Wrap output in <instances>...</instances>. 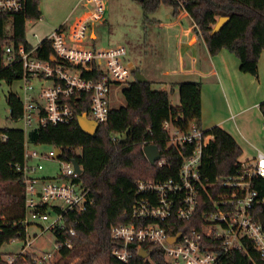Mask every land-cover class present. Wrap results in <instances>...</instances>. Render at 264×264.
Here are the masks:
<instances>
[{
	"label": "trees",
	"instance_id": "1",
	"mask_svg": "<svg viewBox=\"0 0 264 264\" xmlns=\"http://www.w3.org/2000/svg\"><path fill=\"white\" fill-rule=\"evenodd\" d=\"M133 1L139 4L144 16L154 14L162 5L169 7L174 16L184 11L211 56L226 50L238 59L240 73L257 77L258 60L264 51V0ZM39 3L40 0H25L21 11L0 13V50L2 46L10 44H23L27 49L31 48L25 40V24L40 19ZM220 17H228L229 21L213 34L212 29ZM36 52L39 58L46 59L51 53L49 41L44 40ZM136 71H132L133 81L124 84L126 86L122 89L125 106L111 108L108 120L98 125L93 136L84 134L76 121L68 125L31 129L26 136L20 128L0 129V250L14 238L19 239L17 243H23L25 234V185L23 174L16 169V166L23 164L25 137L32 146L44 145L60 150L59 158L62 161L77 162L82 174L75 182L88 190V197L92 201L85 211L64 215L67 222L72 224L76 237L72 238L73 246L70 249L56 252L54 256H58L57 261H50L52 256L44 260L46 254L37 256L34 252L6 256L0 252V264H8L6 257L12 259L10 264H168L163 251L157 247L147 249L148 258L138 257L136 250H133L127 263L118 261L112 252L119 249L121 244L111 238L110 231L114 226L128 223V214L133 205L145 197L136 195L137 182L177 180L182 159L190 151L168 148V133L163 130V124L168 122L170 127L181 132H186L192 124L200 128L201 86L194 82L178 84L179 106L173 107L169 92L154 90V83L148 80L136 82ZM20 75L21 68L16 65L8 70H0V81L11 85L19 80ZM88 77L102 80L95 72L89 73ZM5 100L11 120L18 121L22 114L18 96L8 93ZM83 102L75 110L76 114L88 112V99ZM258 107L264 120V101ZM127 130L130 131L127 142L120 144L119 139ZM206 133L211 134L213 140L203 150L201 175L210 183L235 175L242 154L239 145L220 127H213ZM1 136H5V139L2 140ZM149 145L158 148L164 160L162 166L147 163L143 148ZM253 187L258 192V199L264 198V179H254ZM216 189H209V193L216 196L223 191ZM206 199L202 197L204 203L197 211L196 220L168 222L170 234L198 229L202 213L210 210ZM51 210L57 211L55 207L49 209L47 205H42L37 212L50 213ZM258 211L264 213V205ZM74 221L75 224L72 223ZM250 256L254 264H262L256 253L250 252ZM226 262L253 264L240 253L230 254Z\"/></svg>",
	"mask_w": 264,
	"mask_h": 264
},
{
	"label": "built area",
	"instance_id": "2",
	"mask_svg": "<svg viewBox=\"0 0 264 264\" xmlns=\"http://www.w3.org/2000/svg\"><path fill=\"white\" fill-rule=\"evenodd\" d=\"M83 2L87 6L86 14L72 24L57 28L48 37L51 53L46 59L37 56L39 46L30 49L23 44L1 47L0 70L16 65L21 68L20 94L16 95L22 107L18 121L24 135L33 127L68 125L83 114L98 127L108 120L112 86L133 81L124 48L97 50L93 43L90 44L88 34L94 22L103 17L102 0ZM24 6L25 0H0V13H17ZM91 72L102 80L88 77ZM85 99H88V112L76 114L75 110ZM163 130L168 133V148L190 153L182 159L177 180L137 182L136 195L145 197L133 205L128 223L111 228V238L121 244L119 249L113 250V256L127 263L133 250L137 254L144 251L148 258L147 249L157 247L163 251L168 264H227L232 253L244 254L254 264L250 256V252H254L264 264V225L260 222L264 213L258 211L264 205V198L258 199L253 187L254 179H264V155L258 152L253 160L240 161L235 175L210 183L201 175L200 167L203 150L213 136L194 124L181 132L164 122ZM55 150L51 147L47 153H38L29 149L24 139L23 164L16 166L23 174L27 209L20 253L45 232L52 234L56 252L70 249L76 232L64 215L83 212L92 205L88 190L75 182L82 174L81 166V173L77 174L74 160H60V150L57 149V156ZM43 160L60 162L62 166L55 178L44 180L37 176L43 170L40 163ZM162 164L158 162L159 166ZM216 188L223 191L216 196L209 193V189L216 191ZM202 197L207 198L210 210L202 213L200 227L170 234L168 222L196 220L197 211L204 203ZM42 205L49 209L55 207L57 211L37 212ZM36 222L44 226L39 227V233L31 240L28 224ZM178 234L180 238L175 243H168L169 238ZM18 241L14 238L11 243ZM51 256L46 254L43 259ZM5 260L8 264L12 262L10 257Z\"/></svg>",
	"mask_w": 264,
	"mask_h": 264
},
{
	"label": "crops",
	"instance_id": "3",
	"mask_svg": "<svg viewBox=\"0 0 264 264\" xmlns=\"http://www.w3.org/2000/svg\"><path fill=\"white\" fill-rule=\"evenodd\" d=\"M86 10L83 0H40V19L26 22L34 24L40 37L37 40L34 34L36 46H29L38 47L54 30L72 24L84 16ZM169 17L167 22H163L145 16V35L148 38L145 43L148 41L149 48L156 51V66L159 67L157 77H153L145 69V79L153 82L157 90L167 91L170 95L178 92L180 83H199L200 128L207 131L217 126L233 139L238 133L242 143L234 139L235 142L242 152L247 151L246 149L250 151L246 161L253 160L258 152L264 155V120L258 107L264 101V71L261 73L258 68L257 77L240 73L239 61L233 54L226 50H221L214 56L209 54L205 42L197 35L193 22L185 12L174 16L171 10ZM128 57V66L133 68V62L129 55ZM134 61L139 60L134 58ZM262 66L264 69V59ZM134 69L141 73L137 66ZM170 104L173 107L179 106L178 95L176 104ZM26 143L32 149L27 140ZM37 176L51 179L39 173Z\"/></svg>",
	"mask_w": 264,
	"mask_h": 264
},
{
	"label": "rangeland",
	"instance_id": "4",
	"mask_svg": "<svg viewBox=\"0 0 264 264\" xmlns=\"http://www.w3.org/2000/svg\"><path fill=\"white\" fill-rule=\"evenodd\" d=\"M103 6V17L100 21L94 22L91 32L88 34L90 44L94 43V47L97 50H105L106 48L122 47L126 50L127 56L126 60L133 62V68L137 66L140 68L141 75H145L147 72L152 73L153 77H157L159 67L156 66L155 52L153 49L149 48L148 41L145 40V30L146 21L143 14V10L133 0H102ZM171 9L167 6H160L157 12L154 14H149L147 17L149 19L155 18L156 20H161L167 22L170 19ZM36 34L37 40H39L40 35L34 29V24L27 23L25 26V40L31 46H36L37 40L33 38ZM263 55V56H262ZM133 56V59H132ZM264 51L261 53L258 60V68L261 73L264 71L262 66V61L264 58ZM134 58L139 61H134ZM165 61V60H164ZM163 61V62H164ZM147 69V72L145 71ZM143 72V73H142ZM130 82V80H129ZM126 85H115L111 88L109 103L112 109H117L125 106L124 97L122 95V89ZM21 83L14 82L8 85L0 81V129L12 128L21 129L22 124L20 121H12L10 118V111L6 105L5 97L8 93L20 94ZM154 90L158 88L153 86ZM178 92H174L170 95L169 100L172 104H176V96ZM35 129V127H33ZM237 136V137H236ZM234 136L236 142L240 141V136L237 133ZM242 143V142H241ZM32 150L38 153H47L51 149L49 146H31ZM247 151L243 150L240 161H246L245 158L248 156ZM79 154V152H77ZM146 159V158H145ZM147 161V160H146ZM161 158L160 162L163 163ZM43 166V171L39 172L47 178H55L61 168L60 162L52 160H43L40 162ZM148 163V161H147ZM158 164V163H157ZM44 224L36 223L28 229V236L32 240L39 233V227H43ZM23 247V243L19 242L17 244L9 243L4 245L0 252L6 256L9 254H16L20 252ZM26 252H34L37 256H42L43 254H52L50 261H57L58 256H54L56 251L54 250V238L49 232H45L43 235L37 237L32 246L26 249ZM77 260H74L76 262ZM73 263V261H72Z\"/></svg>",
	"mask_w": 264,
	"mask_h": 264
},
{
	"label": "water",
	"instance_id": "5",
	"mask_svg": "<svg viewBox=\"0 0 264 264\" xmlns=\"http://www.w3.org/2000/svg\"><path fill=\"white\" fill-rule=\"evenodd\" d=\"M228 21H229L228 17L218 18L217 22L215 23V25L212 29V33L215 34V33L219 32L226 25V23ZM131 70L133 71L134 68H131ZM134 77H135V81L138 83H143L146 81L145 77L143 75H141V73L139 71H136L134 73ZM76 122L84 134H86L88 136H93L95 134L96 129H97L96 123L88 120L84 114L78 116L76 119ZM129 132L130 131L127 130L121 136V138L119 139L120 144H125L127 142ZM55 154H56V156L58 155L57 149L55 150ZM143 154L151 166H154L156 163H158L161 160V154L155 145H149V146H146L145 148H143ZM73 166H74L75 172L77 174H80L81 169L79 168V164L74 161ZM260 222L262 225H264V216H260ZM179 238H180V234L176 235L175 237H171L168 239V243H175ZM138 257H140L142 259L147 258V253H145L144 251H140L138 253Z\"/></svg>",
	"mask_w": 264,
	"mask_h": 264
}]
</instances>
